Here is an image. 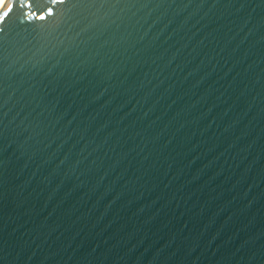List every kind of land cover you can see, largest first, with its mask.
Returning <instances> with one entry per match:
<instances>
[{"label":"water","instance_id":"1","mask_svg":"<svg viewBox=\"0 0 264 264\" xmlns=\"http://www.w3.org/2000/svg\"><path fill=\"white\" fill-rule=\"evenodd\" d=\"M7 4L0 264H264V0Z\"/></svg>","mask_w":264,"mask_h":264},{"label":"snow or ice","instance_id":"2","mask_svg":"<svg viewBox=\"0 0 264 264\" xmlns=\"http://www.w3.org/2000/svg\"><path fill=\"white\" fill-rule=\"evenodd\" d=\"M57 2H61L62 3V2H64V0H57ZM5 7L9 8V10L11 9V6L7 4V0H5ZM47 12H48L49 15H52L54 13V9L49 8V9H47ZM7 14L8 13L5 12L4 16H7ZM39 18L40 19H44L45 17L43 15H41Z\"/></svg>","mask_w":264,"mask_h":264}]
</instances>
